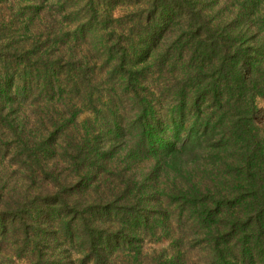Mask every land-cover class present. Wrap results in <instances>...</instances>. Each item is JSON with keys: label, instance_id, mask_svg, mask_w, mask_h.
Masks as SVG:
<instances>
[{"label": "trees", "instance_id": "obj_1", "mask_svg": "<svg viewBox=\"0 0 264 264\" xmlns=\"http://www.w3.org/2000/svg\"><path fill=\"white\" fill-rule=\"evenodd\" d=\"M218 1L0 0L1 133L37 145L31 182L56 155L74 179L1 200L0 235L44 264H264V1Z\"/></svg>", "mask_w": 264, "mask_h": 264}, {"label": "rangeland", "instance_id": "obj_2", "mask_svg": "<svg viewBox=\"0 0 264 264\" xmlns=\"http://www.w3.org/2000/svg\"><path fill=\"white\" fill-rule=\"evenodd\" d=\"M232 4L233 0H219L216 6L217 9L221 10L220 14H224L232 10ZM9 8V5L7 4L0 6V21L8 20L9 22V14L12 12ZM128 10V7L125 8L124 6H120L113 11V16H123L124 20L127 21ZM206 11L208 12L207 9ZM51 13H47L46 15L43 13L42 22H47L49 19H52V17L60 20V15L56 14L54 11H51ZM34 21L37 22V19ZM54 23L56 25V21ZM60 23H63L64 26L66 24L64 21ZM8 25L10 26V31H13L12 28L16 27V25L11 22H9ZM37 25L38 24H36V26ZM33 26L35 25L33 24ZM7 35L10 37L12 33H7ZM19 35L20 32H17V36ZM91 60H94V58L90 57V61ZM70 95L71 94L67 93L68 97ZM256 104L258 107L264 108V99L257 97ZM20 108V110H17L18 113H20L25 107L22 105ZM5 112L6 111H4L3 114H5L6 117L7 114ZM9 115L11 116L13 114L9 113ZM92 115L93 114L88 109H83L77 119L80 122L85 118H91ZM1 132L2 130H0V201L4 199L21 198L25 195L31 196L33 194L43 195L55 193L54 191H56L58 187L52 186L53 183L50 181V178L42 173L44 170L46 172H52L59 181H64V183L66 182L67 184H70L74 181L73 174L69 171L66 162L56 155L47 161L44 159L41 163L39 162V166L36 165L38 168L35 167L36 169H33L32 171L34 177L36 176V180L34 183L31 182L28 178V170L24 166L26 165L24 164V157H26V155H31V157H33L34 155H32V153L37 145L34 141H29L28 144L25 145V134L22 137V144H20L19 140L17 141L16 136L23 134L17 132L16 135H12L8 132H3V134ZM30 146L32 148V153H29ZM27 162L29 163V160H27ZM148 164V162H143L140 165L142 168ZM23 229L24 228L21 227V225L13 227L8 226L5 234L0 235V264H44V262L41 261L42 258L45 257L44 252L47 253V256H52L51 252L53 251L49 248H46L44 252L41 251L40 254H37L35 250L31 253V251L26 248L28 242L25 240V235L21 231ZM168 245L169 242L165 239H161L160 241H149L143 244V251L146 252L147 255L157 254L160 250L167 249ZM73 246L74 248L71 247L69 250L70 260H72L70 264H72L73 261L76 262V260L73 259L79 256L75 252L78 249L77 246ZM185 253L190 262L200 261L201 253L197 248L186 249Z\"/></svg>", "mask_w": 264, "mask_h": 264}]
</instances>
